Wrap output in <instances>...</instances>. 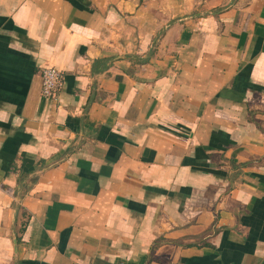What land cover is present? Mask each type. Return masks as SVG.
<instances>
[{
  "label": "crops",
  "instance_id": "0c3cea01",
  "mask_svg": "<svg viewBox=\"0 0 264 264\" xmlns=\"http://www.w3.org/2000/svg\"><path fill=\"white\" fill-rule=\"evenodd\" d=\"M0 264H264V0H0Z\"/></svg>",
  "mask_w": 264,
  "mask_h": 264
},
{
  "label": "built area",
  "instance_id": "2783aa9c",
  "mask_svg": "<svg viewBox=\"0 0 264 264\" xmlns=\"http://www.w3.org/2000/svg\"><path fill=\"white\" fill-rule=\"evenodd\" d=\"M63 80V71L56 67H45L42 71V95L47 99H54Z\"/></svg>",
  "mask_w": 264,
  "mask_h": 264
}]
</instances>
